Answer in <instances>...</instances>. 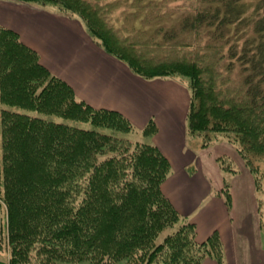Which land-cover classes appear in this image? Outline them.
I'll return each instance as SVG.
<instances>
[{
  "label": "trees",
  "instance_id": "obj_1",
  "mask_svg": "<svg viewBox=\"0 0 264 264\" xmlns=\"http://www.w3.org/2000/svg\"><path fill=\"white\" fill-rule=\"evenodd\" d=\"M15 1L77 16L105 53L141 77L186 78L188 133L202 147L226 139L256 188L252 158L264 156V0ZM117 7L119 27L108 20ZM132 127L118 111L78 100L16 32L0 26V209L9 252L0 264L222 262L217 232L198 242L191 222L158 242L182 218L161 190L171 168L154 145L121 150L104 132ZM154 131L153 121L142 130Z\"/></svg>",
  "mask_w": 264,
  "mask_h": 264
},
{
  "label": "crops",
  "instance_id": "obj_2",
  "mask_svg": "<svg viewBox=\"0 0 264 264\" xmlns=\"http://www.w3.org/2000/svg\"><path fill=\"white\" fill-rule=\"evenodd\" d=\"M0 26L16 32L78 100L95 109L118 111L138 132L153 121L155 131L147 143L166 157L171 168L162 193L184 220L194 224L196 241L217 232L222 242V262L205 257L202 264H264V236L255 233L253 225L254 178L236 157L238 173L222 174L217 158L233 153L228 143L201 149L198 139L191 140L186 122L190 95L180 82L133 73L94 42L77 16L53 6L0 0ZM224 177L230 182L229 204L222 192Z\"/></svg>",
  "mask_w": 264,
  "mask_h": 264
},
{
  "label": "rangeland",
  "instance_id": "obj_3",
  "mask_svg": "<svg viewBox=\"0 0 264 264\" xmlns=\"http://www.w3.org/2000/svg\"><path fill=\"white\" fill-rule=\"evenodd\" d=\"M110 1H112V0H110ZM176 4H183V2H172V3H170L171 6H174ZM44 8H51V6L45 5ZM121 11H122V8L117 7L108 15V20H109L110 24H113L115 27H119L123 23V18L120 15ZM176 17H177V15H174L173 18H176ZM137 25H139V24L137 23ZM234 75L235 74L233 73L231 76H234ZM170 78H175L178 82H180L186 88V90L188 91V94L190 95V90L188 87V81L186 78H183L182 76H174V77H170ZM16 110L21 111L19 109H16ZM27 113H29L30 115L41 116V117H45V118L48 117V116L41 114V113H38L36 111H28ZM50 117H51V119H53L55 121L65 122V123H68L70 125H75V126L80 127V128L89 129V128L93 127L89 122H75L72 120H64L60 117H55V116H50ZM104 132L106 134H111V135L115 136V139L118 140V143H119L118 146L120 147L121 150H123V148L127 149L129 145H131V147H132L133 144H135L136 142L147 143V141H148V138H147L148 135L143 134V132L136 131L133 127L130 128L129 130H122V131H114V130L107 129V130H104ZM190 137H191V140L198 139L200 145H202L203 140L200 136L190 134ZM210 137H212V136H210ZM221 141L228 143L226 141V139H224L220 136H218V138L216 139V141H214V143L215 142L216 143L221 142ZM212 144H209L205 147L201 146L200 148L201 149L207 148ZM229 146H230V144H229ZM231 148H233L232 149L233 153H231V151H227L228 154L221 155L217 158V162H218L219 167L221 168L222 174L226 175V177H227V176H230V175L232 176V175H235L236 173H238L239 169L237 168L236 163L233 161L234 157L238 158V161L242 164V166L251 173L248 166H245L244 161H242V159L239 156L236 149L233 146ZM126 149H124V150H126ZM232 154H233V157H232ZM252 163H253V167L257 168V176H259V178H258L259 180L256 183V188H255V193H254L255 194L254 200H255L256 213H255V217H253V225L255 227V233H257L258 235L264 236V156H258V157L252 158ZM226 177L223 178L224 179L223 180L224 188H223L222 192H223L224 197L226 195V192L229 194V202H231L232 193L230 191V182H229V178L227 179ZM257 184H259V185H257ZM4 217H5V212L2 208V209H0V243H1V245H0V261H8V259H9L8 249L5 246H3V240H2L1 228H2ZM186 222H188V221L184 220L183 217L178 218V220L176 222H174L173 225L171 224L162 230V232L160 233V235L158 237V242H161L166 236H168L169 234H172V232H175L182 224H185ZM223 257H224V249H223V245H222V260H223ZM31 264H39V262L32 261Z\"/></svg>",
  "mask_w": 264,
  "mask_h": 264
}]
</instances>
